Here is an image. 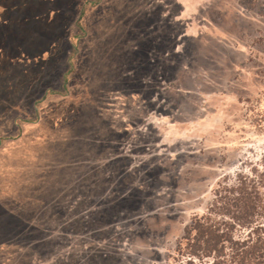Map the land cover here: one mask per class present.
I'll return each instance as SVG.
<instances>
[{"label":"rangeland","instance_id":"obj_1","mask_svg":"<svg viewBox=\"0 0 264 264\" xmlns=\"http://www.w3.org/2000/svg\"><path fill=\"white\" fill-rule=\"evenodd\" d=\"M242 2L0 0V264L185 261L264 156V0Z\"/></svg>","mask_w":264,"mask_h":264},{"label":"trees","instance_id":"obj_2","mask_svg":"<svg viewBox=\"0 0 264 264\" xmlns=\"http://www.w3.org/2000/svg\"><path fill=\"white\" fill-rule=\"evenodd\" d=\"M252 2L241 4L251 9ZM181 242L186 259L178 264H264V156L218 183L205 214L191 219Z\"/></svg>","mask_w":264,"mask_h":264}]
</instances>
